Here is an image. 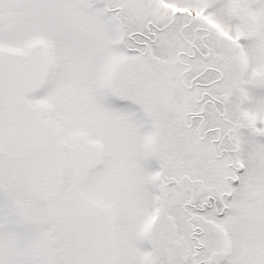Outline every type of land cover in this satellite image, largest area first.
Here are the masks:
<instances>
[{"label": "snow or ice", "instance_id": "snow-or-ice-1", "mask_svg": "<svg viewBox=\"0 0 264 264\" xmlns=\"http://www.w3.org/2000/svg\"><path fill=\"white\" fill-rule=\"evenodd\" d=\"M0 264H264V0H0Z\"/></svg>", "mask_w": 264, "mask_h": 264}]
</instances>
